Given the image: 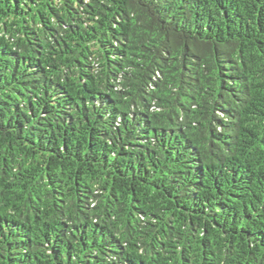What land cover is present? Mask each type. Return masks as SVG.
I'll list each match as a JSON object with an SVG mask.
<instances>
[{"label": "trees", "instance_id": "trees-1", "mask_svg": "<svg viewBox=\"0 0 264 264\" xmlns=\"http://www.w3.org/2000/svg\"><path fill=\"white\" fill-rule=\"evenodd\" d=\"M0 264H264V0H0Z\"/></svg>", "mask_w": 264, "mask_h": 264}]
</instances>
